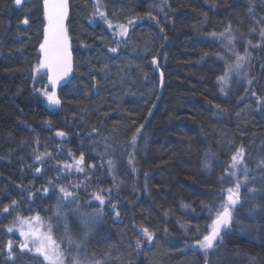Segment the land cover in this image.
I'll return each mask as SVG.
<instances>
[{"label": "trees", "instance_id": "trees-1", "mask_svg": "<svg viewBox=\"0 0 264 264\" xmlns=\"http://www.w3.org/2000/svg\"><path fill=\"white\" fill-rule=\"evenodd\" d=\"M42 2L24 0L18 6L15 0H0V264H32L17 260V255L9 259L6 227L19 214L37 213L49 220L52 212L40 207L50 190L60 198L63 223L71 222L67 235L74 244L76 240L83 245L79 251L72 243L67 250L68 257L79 264L86 260L92 264H264L262 166L247 173L248 185L256 191L241 189L232 227L222 236V243L207 253L195 245L210 231L214 219L205 205L223 203L226 190L235 183L225 161L231 154L229 141L244 146L246 158L264 166V114L257 113L256 105L258 99L264 100V36L254 45L256 39L250 34L264 29V3L244 10L242 0L121 1L118 10L151 14L158 24L155 20L138 24L141 33H136L124 56L125 71L133 68L130 73L137 70L136 76L145 66L146 72L144 79L137 78L138 84L129 79L135 94L123 104L120 119L109 115L118 113L113 100L106 103L103 117L92 109L93 90L105 80L118 78L106 77V51L96 41L99 32L85 33L91 0H71L70 32L75 45H83L77 55L79 63L83 62L80 74L60 90L61 108L53 110L46 105L40 92L45 82L36 79L34 70L43 37ZM207 19L220 25L219 34L248 42L247 50L238 55H247L253 68L251 83L233 80L232 88L222 92L217 77L226 66L220 69L214 63L220 48L213 37L202 42L200 24ZM141 46L158 54V70L151 66L152 53L142 51ZM146 53L150 55L145 57ZM160 73L164 87L159 95ZM243 98L255 104L249 118L236 116ZM58 131L67 136H58ZM81 154L85 165L97 166L95 172L75 173ZM41 163L46 173L38 175ZM23 165L32 168V175L30 169L22 172ZM58 185L77 187L75 203L71 198L61 199ZM107 188H111L109 195ZM95 193L107 200L104 209L96 204ZM12 201L24 203L22 210ZM4 205H8L6 213ZM90 210H99L103 223L92 212L82 224L80 219ZM61 219H56L55 225L60 227ZM90 221V225L84 223ZM144 227L158 234L159 246L148 247L140 241L143 244L137 247L135 237L141 234L136 228ZM86 230H93L92 235ZM64 238L62 241H67V236ZM162 239L171 245H163Z\"/></svg>", "mask_w": 264, "mask_h": 264}, {"label": "snow or ice", "instance_id": "snow-or-ice-1", "mask_svg": "<svg viewBox=\"0 0 264 264\" xmlns=\"http://www.w3.org/2000/svg\"><path fill=\"white\" fill-rule=\"evenodd\" d=\"M22 0H15L17 5H20ZM43 8L44 13L48 19V25L45 29L44 41L40 44V49L44 53L43 60L37 66V70L39 68H47L51 70V75H49L48 79L53 86L58 84L60 80L64 77L68 76L71 72V52H70V45H69V37L67 35V30L64 26V20L67 16V0H43ZM97 8H99V0H97ZM97 14L104 19L109 27H112L110 21H107V15L105 12L98 11ZM24 24L28 23L27 18L23 20ZM116 27L120 29V35L126 36L127 35V28L123 24H119ZM212 35H216V33H212ZM219 35L223 36L224 33H220ZM264 35V33H262ZM250 43V42H249ZM111 51L115 52L116 49L113 48ZM247 59V55L236 57L235 65H228V71L217 77V79L222 84H227L229 73L233 71V68L239 69L243 62ZM163 73H161V77ZM251 83V81H249ZM44 97H46L47 103L49 105L58 106L61 103L60 98L57 96L56 92L53 90L49 92L46 89L41 90ZM219 107V105H217ZM139 131V129H137ZM57 135L64 136L65 133L59 132ZM133 141L136 139L133 136ZM243 148L239 149L235 155L232 156V168H236L237 165L243 159ZM37 160H40L41 157L37 156ZM83 155L81 154L78 161H76L77 165L83 162ZM112 162L109 161V164ZM67 167H71L70 165ZM79 171H83L82 168H78ZM37 172L40 169L36 170ZM245 183H247V169L245 168ZM234 175V173H233ZM223 179V177H221ZM240 186L241 182L236 181L234 187H229L227 189V198L226 200L213 207V205H205L206 211L209 213V216L214 215V219L210 224V231L207 234H204L202 239L196 240L195 245L199 247L200 250L207 253L209 250H214L215 246L219 243H222V232L227 233L232 224H233V209L240 201ZM47 189H45V192ZM103 191V190H101ZM255 189H249V192H255ZM60 192L63 194L61 197L62 200L71 198V202L75 203L76 197L73 195L72 192L66 191L63 187L60 188ZM110 192V190H109ZM94 199L98 200L101 204L104 203L105 197L100 195L99 193L94 194ZM17 202L12 201V205L14 206ZM115 208V205H112ZM188 207V205H185ZM79 208V205H77ZM3 211L6 213L8 212V207L6 206ZM57 218L63 213L60 211V206H57ZM87 215V214H83ZM119 216V212L116 213ZM19 221V231L20 235L24 237V242L18 245V248L23 252L27 251L29 253H34L37 257H42V264L43 262H47V264H65V254L60 250V245L56 242V240L51 235L52 226L51 224L45 225L42 221L39 214L35 217L31 218H20L17 217ZM13 226L7 227V231L9 233L13 232ZM47 228V231H44V228ZM67 234V225H64ZM27 228V231L24 229ZM141 233L145 237V239L151 243L154 234L148 230V228L144 227L141 228ZM67 242L72 244L73 241L70 236H67ZM31 244V247H30ZM79 247V245H77ZM137 247H140V241L137 240ZM8 257L9 259H14L13 253V245L11 241H8L6 244ZM74 261V264H79V261H76L74 257H67Z\"/></svg>", "mask_w": 264, "mask_h": 264}, {"label": "rangeland", "instance_id": "rangeland-1", "mask_svg": "<svg viewBox=\"0 0 264 264\" xmlns=\"http://www.w3.org/2000/svg\"><path fill=\"white\" fill-rule=\"evenodd\" d=\"M98 11H100V12H105L106 13V15H107V21H110L111 22V24L112 25H119V24H123V25H125V27L127 28V30L128 29H130V28H132L133 27V25L135 24V22H131L132 20L131 19H128L127 21H126V23H121V22H115V21H113V20H109V12L106 10V6H105V3L104 2H99V8H97V1H93V3H92V11H91V14H90V19L92 20V22L93 23H98L99 25H101V26H103L104 27V24L106 23V24H108L104 19H102L98 14H97V12ZM43 22L45 23V29L47 28V25H48V19H47V16L45 15V13H44V10H43ZM105 22V23H104ZM131 22V23H130ZM128 23H130V24H128ZM128 24V25H127ZM45 29H44V35H45ZM111 35H112V37L113 38H116V39H120V38H122V37H125V36H121L120 35V29L117 27V30H116V32H114V33H111ZM44 41V40H43ZM43 43V42H42ZM78 43H82L81 42V40L79 39L78 40ZM111 45H113V44H111ZM116 46V48L117 49H119V47H120V43L119 44H116L115 45ZM43 58H44V55H43V57L41 58V61L43 60ZM40 61V62H41ZM79 58H78V60H77V63L75 62V72H74V76H75V78H77V76L80 74V72H79V70L81 69V64H83V62L82 63H79ZM235 63H236V58H234L233 59V62H232V64L233 65H235ZM105 64H106V66H107V64L109 65V66H114L115 67V70H116V73H115V77H117L118 79L117 80H115V81H107V80H105V81H103V85L101 84L100 86H98V89H97V91H95V90H93V92H92V95H94V97H95V99H96V96H97V100H93V101H91L92 102V109H95V110H97L98 112L100 111L101 112V117H103V113H102V110H104L105 108H107V102H109L110 101V103L112 102V100L115 102V103H117V107H116V105H115V110L118 112V113H115V112H112V113H110L109 115L110 116H117L118 118H122V115H123V113H122V111H121V109H122V106H123V104H125V103H127L128 101H127V99H129V98H131L134 94H135V91H134V87H132V86H130L129 84H128V82H129V79H131L132 80V83H134V84H138V77H141V78H143L144 79V75H145V70H146V68H145V66H143L141 69H140V71H139V73L135 76L134 74H133V76H129L128 75V73L127 74H123V72H122V70H121V68L120 67H118L119 65H117V64H115L114 62H113V60H111V59H106L105 60ZM157 63H155V65H156ZM87 65V64H86ZM153 65V60H152V64H151V66ZM228 65L229 64H226V68L224 69V72L223 73H221V75H224V73L225 72H227L228 71ZM41 69V73H42V75H45V78H46V80H48V77H49V75H51V71H50V69H47V68H40ZM253 70V68L251 67V65L249 64V61L248 60H245L244 62H243V64H242V66L239 68V69H236V68H233V71L232 72H230L229 73V76H228V82H227V84H222L219 80H218V82L220 83V87H221V89H222V92H224V91H226V92H228V90H229V88H232V82H233V80H242V81H245L246 82V84L249 82V80H250V78L251 77H253V73L251 72ZM220 75V76H221ZM73 76V77H74ZM143 82H145V81H143ZM126 84H128L127 86H126ZM45 86H47L48 87V83H46L45 84ZM116 88H118L117 90H115L114 91V89H116ZM156 90V89H155ZM50 92V91H49ZM153 92V96H154V90H152V88H151V93ZM149 94H147V95H143L144 97H147ZM109 97V99L107 100V98ZM143 99V97H140L139 98V100H142ZM119 101H122L120 104H118L119 103ZM242 101H243V104L241 105V108L239 109V115L238 114H236V116H237V118L239 117V116H245L246 118H249V113L251 112V111H253V110H255V104H254V101L252 102V101H248L247 99H242ZM62 104V103H61ZM112 104V103H111ZM256 105H258V104H256ZM51 106V108H53V109H57L58 107H56V106H53V105H50ZM110 118H113V117H110ZM115 132H117L116 130H115ZM226 136L227 135H225V138H226ZM229 151H231V154H230V158L229 159H227V160H225L226 161V163L228 164V166L230 167V169H231V176L234 178V181L236 182V181H240L241 182V186H240V197H241V189H243L244 187H249V185H248V182H249V178H247V183H245L244 181H245V168L247 169V173L248 172H250V168H252L253 170H256L257 168H259V166H262V167H264L261 163L259 164V163H253V158H251L250 160H248L247 158H246V156H247V153H246V149L244 148V146H240L239 144H237V142H231L230 143V141H229ZM241 148H243V159H242V161L237 165V167L234 169V168H232V156L233 155H235L236 153H237V151L239 150V149H241ZM61 165V164H60ZM80 167V165H77V163L74 165V170L75 171H77L78 170V168ZM96 165H94L93 166V168L92 169H88L87 170V172H88V174H91V173H93V172H95L96 171ZM62 168H65V166H62ZM37 173H39V175H41V174H44V172L43 171H39V172H37ZM233 173H234V175H233ZM83 174H85V172L83 171ZM240 176V180L238 179V177ZM235 186V183H234V185L233 186H231V187H234ZM58 187V190H60V188L61 187H63L66 191H69V192H72L73 193V195L74 196H76L75 195V192H77L78 191V189H77V187H72V188H70V189H68L66 186L64 187V186H61V185H58L57 186ZM250 189H251V187H249ZM50 192H51V190H50ZM227 195H228V193H227V190H226V192H225V200H226V198H227ZM241 199V198H240ZM240 202V201H239ZM61 203V201H58V203H55V208H57V206L59 205ZM99 204H100V206H104L105 204H106V201H104V203L103 204H101L100 202H99ZM6 206H8V205H4L3 207H6ZM99 205H98V207H99V209H101V207H100ZM63 207L62 206H60V211H61V209H62ZM92 212H94L95 213V216H97L98 218H99V220H101V221H99V223L101 222V223H103V218H104V215L103 214H101L100 212H99V210H97V211H92V210H90L89 212H85L84 214H87V215H83L82 216V218L80 219L81 221L82 220H84L85 219V217L86 216H90L91 214H92ZM37 215V213H33V214H30V215H25V216H23V215H21V214H19L17 217H20V218H31V217H35ZM17 217H16V219H14L9 225H8V227L9 226H13V225H15V227L13 228V232H11V233H9L8 232V236L9 237H7L6 238V241L8 242V241H11L12 242V245H13V250H15V251H13V253H14V256H16L17 255V260L18 259H20L21 261H26V260H29V258H30V255H32V254H34V253H29V252H27V251H21L19 248H18V245L20 244V243H22V242H24V237L23 236H21L20 235V231H19V221L17 220ZM49 218V220H50V223H51V226H52V230H51V235L53 236V238L56 240V242L60 245V250L62 251V249L64 250V254H65V257H67V250H69V246H71V244H69L67 241H62L63 239H65L64 237H66V236H68L69 235V233H70V230H67V234L66 233H64L65 232V227H64V225L66 224L67 226H68V223L70 224L71 222L69 221V222H67V223H63V220L62 221H60V227L58 226V225H55V221H56V219H54L52 216H49L48 217ZM42 219V218H41ZM42 221L44 222V224L45 225H47V224H49V223H47L45 220H43L42 219ZM53 223V224H52ZM82 224H83V221L81 222ZM86 225H90V224H92L93 223V221H90V222H84ZM100 223V224H101ZM135 227V226H134ZM6 230H7V227H6ZM25 231H27V228H25L24 229ZM44 231H47V228L45 227L44 229H43ZM61 236V241H59L60 239H59V236L56 234V232ZM62 231V232H61ZM136 231H139L140 232V234L142 235V233H141V228H136ZM86 233L89 235H92V233H93V230H86ZM11 237H14V239H15V241L16 242H14L13 241V239H11ZM65 242L68 244V247H67V249L66 248H64V247H62L61 248V246H64V244H65ZM140 244H143V243H140ZM73 245H74V247L77 249V250H79V251H81L82 249H81V247L83 246L82 244H81V242H78V243H76V240H75V244L73 243ZM77 245H79V247H77ZM30 247H31V244H30ZM20 251V252H19ZM63 252V251H62ZM18 253V254H17ZM25 254V255H24ZM29 255V256H28ZM42 257H40L39 259H38V263H41L42 264ZM65 261H66V259H65ZM23 264H26V262H24ZM43 264H47V262L45 261V262H43ZM73 264H74V262H73ZM83 264H92L89 260H86V262L85 263H83Z\"/></svg>", "mask_w": 264, "mask_h": 264}, {"label": "bare ground", "instance_id": "bare-ground-1", "mask_svg": "<svg viewBox=\"0 0 264 264\" xmlns=\"http://www.w3.org/2000/svg\"><path fill=\"white\" fill-rule=\"evenodd\" d=\"M94 1H97V0H94ZM121 1L122 0H99V2L105 3V6L107 7L108 10H113L115 8L114 6H116L115 11L113 10L115 12V15L110 16V20H113L115 22L126 23V21L128 19H131L132 20L131 22H134L133 17H132V11L131 12H124V11L118 10V8H119L118 4H120ZM140 1H147V0H140ZM261 2L264 3V0H242V7H243L242 9L249 10L253 6L259 8ZM92 3H93V1L91 0V4ZM117 10H118V12H117ZM91 11H92V9H91ZM165 16L167 17L168 15L166 14ZM130 23H128V24H130ZM154 24H158V19L155 20ZM86 25L88 26V29L85 32L86 34H95L97 31L99 32V37L96 39L97 42L105 43L106 37H110L111 44L115 43V38L112 37L111 33H114V31L117 30L116 25L112 26L113 30H109L105 25L103 27V26L99 25L97 22L93 23L92 20L90 19V17L86 18ZM139 28L140 27L137 24H134L132 28L127 30L126 38L127 39L133 38L137 32H138V34H140L141 29H139ZM164 28L167 29L168 26H166ZM44 29H45V23L43 22V32L41 33V36H44ZM219 29H220V25H217L215 23V21H213L212 19H207L206 22L200 24V30H201V34H202V38H203L202 42H206L207 39H209L210 37H213L216 48H217V46H219V48H220L219 51L221 52V54L216 57V60L214 63L218 66V68L223 69L226 66V62L237 57L238 52L247 50L248 42H245L243 39H241L238 36H233V35H228V34H224L223 36H221V35H219ZM212 33H216V35H212ZM262 33H264V29H262L260 32L257 30L250 31L251 37L256 39V42L254 43V45L259 44V40L264 36V35H262ZM71 36H73V35L71 34ZM100 46H101V44H98V47H100ZM140 48L142 51H150V53H152V55L156 58V60L158 62H160V58H159L158 54H155L153 49L147 50L142 46ZM119 54L121 56H123V53L121 50L119 51ZM100 85L101 84H99V86ZM257 102H258L257 103L258 104V112L257 113L264 114V100L258 99ZM21 170L24 173H27V171L29 170L30 171L29 174L32 175V168H29V167L23 165ZM43 172L46 173V169L43 170ZM12 182L16 186H19V187L23 186L22 182H14V181H12ZM54 183L56 184V182H54ZM59 199L60 198H59L57 192H55V191L49 192L47 195H45L43 197V202L41 203L42 205L39 204V206L41 205L40 209H42L44 211L52 212L51 213V214H53L52 216L54 218L58 219L57 215H56L57 211L55 209V203L58 202ZM23 205H24V203L17 202L15 204V207L18 210H22V208L24 207ZM60 219L61 218L59 217L58 220H60ZM45 221L50 224V220H45ZM61 221H62V219H61ZM148 230L154 234V238H153L151 243H149L143 235H137L135 237V240H139L141 242L146 243V245L148 247L159 246L160 244L158 242V238H159L158 234L153 232L149 228H148ZM59 241H61V240H59ZM161 242L163 245H166V246L171 245V243L167 239H162ZM67 245L68 244H66V246H65L66 249H67ZM39 258L40 257H37L35 254H32V255H30L29 261L32 262V264H37ZM212 263L213 264H219L218 262H215V261Z\"/></svg>", "mask_w": 264, "mask_h": 264}, {"label": "water", "instance_id": "water-1", "mask_svg": "<svg viewBox=\"0 0 264 264\" xmlns=\"http://www.w3.org/2000/svg\"><path fill=\"white\" fill-rule=\"evenodd\" d=\"M67 4H68V0H67ZM69 17V10H68V8H67V16H66V18H65V20H64V26H65V28H66V24H67V18ZM70 45V44H69ZM70 52H71V50H70ZM73 66H74V64H73V54H72V52H71V68H72V70H71V72L73 71ZM70 72V73H71ZM67 77V76H66ZM66 77H64L62 80H60V82L58 83V84H56L55 86H53L54 88H55V90L56 91H58L59 89H61L64 85H66L67 83H68V80L66 79ZM224 232H222V234H223Z\"/></svg>", "mask_w": 264, "mask_h": 264}]
</instances>
